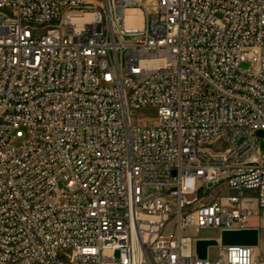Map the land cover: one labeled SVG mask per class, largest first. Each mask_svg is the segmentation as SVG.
<instances>
[{
  "label": "built area",
  "instance_id": "2783aa9c",
  "mask_svg": "<svg viewBox=\"0 0 264 264\" xmlns=\"http://www.w3.org/2000/svg\"><path fill=\"white\" fill-rule=\"evenodd\" d=\"M99 5L0 0V264H264V0Z\"/></svg>",
  "mask_w": 264,
  "mask_h": 264
},
{
  "label": "water",
  "instance_id": "95a60500",
  "mask_svg": "<svg viewBox=\"0 0 264 264\" xmlns=\"http://www.w3.org/2000/svg\"><path fill=\"white\" fill-rule=\"evenodd\" d=\"M264 137V130L259 132ZM260 232L257 228L244 230L223 231L221 233L222 246H250L257 247L259 244ZM218 241L215 239H198L196 241V254L199 259L205 260L208 257V250L217 247Z\"/></svg>",
  "mask_w": 264,
  "mask_h": 264
},
{
  "label": "rangeland",
  "instance_id": "374dc122",
  "mask_svg": "<svg viewBox=\"0 0 264 264\" xmlns=\"http://www.w3.org/2000/svg\"><path fill=\"white\" fill-rule=\"evenodd\" d=\"M92 5L100 6L99 4L102 0H88ZM148 0H142V2H147ZM140 114L146 119H152L155 117L156 111L153 109L141 110ZM261 147L264 151V139L261 140ZM251 225L256 226L260 229V241L256 248L257 255L264 258V218L254 217L250 220ZM200 237H217L219 233L213 230L203 231L199 234Z\"/></svg>",
  "mask_w": 264,
  "mask_h": 264
},
{
  "label": "bare ground",
  "instance_id": "6f19581e",
  "mask_svg": "<svg viewBox=\"0 0 264 264\" xmlns=\"http://www.w3.org/2000/svg\"><path fill=\"white\" fill-rule=\"evenodd\" d=\"M141 19L139 17L135 18V19H130V22L135 24V25H140L141 24ZM9 137L10 138H17V129H10L9 130Z\"/></svg>",
  "mask_w": 264,
  "mask_h": 264
}]
</instances>
